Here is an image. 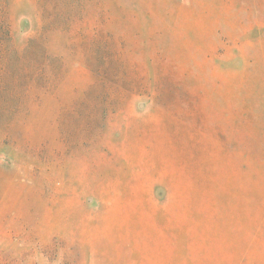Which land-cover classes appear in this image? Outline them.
I'll list each match as a JSON object with an SVG mask.
<instances>
[{
  "label": "rangeland",
  "instance_id": "rangeland-1",
  "mask_svg": "<svg viewBox=\"0 0 264 264\" xmlns=\"http://www.w3.org/2000/svg\"><path fill=\"white\" fill-rule=\"evenodd\" d=\"M0 264H264V0H0Z\"/></svg>",
  "mask_w": 264,
  "mask_h": 264
}]
</instances>
